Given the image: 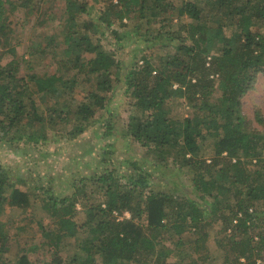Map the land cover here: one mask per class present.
I'll return each instance as SVG.
<instances>
[{"label": "trees", "instance_id": "trees-1", "mask_svg": "<svg viewBox=\"0 0 264 264\" xmlns=\"http://www.w3.org/2000/svg\"><path fill=\"white\" fill-rule=\"evenodd\" d=\"M17 1L0 0V145L18 154L50 142L48 129L58 132L60 125L71 126L62 130V140L78 144L95 123H102V138L109 139L116 133L108 101L123 90L131 112L125 132L158 162L114 164L107 160L114 154L107 144L99 150L103 173L76 178L71 196L40 186L47 195L40 199L42 208L55 225L38 222L40 245L28 251L16 244L13 258L1 218L8 208L29 209L32 192L21 187L27 185L24 178L0 164V264H173L170 254L189 245L198 255L189 264H206L216 225L222 236L230 231L221 239L225 244L219 241L226 264H264V133L248 130L242 116V99L264 75V0H64L68 21L58 69L27 76H20L16 60L2 64L13 37L9 15L33 3ZM92 1L102 7L96 18ZM124 20L136 24V43L144 44L135 65L117 56L128 51L129 34L114 28L127 27ZM96 35H110L115 51L95 41ZM86 83L94 88H84L83 99H76ZM174 99L185 100L192 116L175 117ZM255 118L264 126L260 111ZM204 130L216 133L210 163L200 155ZM81 144V155L92 157L90 141ZM172 168L175 173H169ZM181 173L189 184L174 180ZM84 229L89 235L77 253L61 258L64 240L77 239ZM183 234L191 239L185 242ZM168 241L175 248L156 254L157 245ZM42 248L43 259L31 261L28 253Z\"/></svg>", "mask_w": 264, "mask_h": 264}, {"label": "rangeland", "instance_id": "rangeland-1", "mask_svg": "<svg viewBox=\"0 0 264 264\" xmlns=\"http://www.w3.org/2000/svg\"><path fill=\"white\" fill-rule=\"evenodd\" d=\"M13 1L16 2L15 4H21L20 1ZM173 1L178 3L181 0ZM32 2L29 8L19 7L18 9H14L13 13L9 15V21L12 22L11 28L13 37L9 41V46L4 49L6 53L2 58V64L5 65L12 60L18 61L20 63V76H27L35 73H47L51 75L57 71V62L61 58L59 42L62 39L64 27L68 21V16L65 14V1L33 0ZM39 2L41 3V10L37 11V4H39ZM86 2H88V0ZM89 4L92 15L96 18L102 7L95 4L93 1ZM200 6L203 7L204 4L201 3ZM204 10L208 13V9ZM91 16H84L83 20H91ZM124 21L126 24L127 21ZM127 25V27L121 28L118 24H114V28H120L119 31H121L122 36L124 34H129V38L125 39L128 45V51L122 54L119 53L117 56L119 58L122 57L126 64H129V61H131L133 65H135L144 54V52L137 50L144 44L136 43L137 39H139V37H134L133 35L136 32V24L127 23ZM92 31L94 34L99 32L97 28ZM229 33L230 32L227 31V34ZM98 38H100V41L105 45L108 51H115L113 46L114 41L110 35H96L94 40L96 41ZM56 46L59 48H54ZM152 53L156 54L157 51H153ZM138 64L141 65V63ZM207 66H209V64H207ZM217 77L218 75H212L210 78L216 81ZM84 88L91 89L94 87L89 83L81 85L75 92L76 99H83V93L85 92ZM174 88H178V86L175 85ZM184 101L183 99H174L172 101L173 115L181 120H185L193 114V110ZM108 102L109 109L115 116L113 124L115 123L114 131L116 133L115 136L109 139L102 138L101 134L104 132V129L101 128L102 123H95L87 133L80 137L78 144H76L77 141L67 142L62 140V138H64L62 130L69 131L71 126L60 125L56 128L61 129V131L54 132L52 129H48V136L51 139L50 142L45 144L40 143L37 146H27V149H23L18 154H15L6 146L0 145V164L12 168L24 178L27 185L21 187L23 190L32 192V205L29 209L21 210L17 208H8L1 218L5 231L12 240L11 244L13 247L10 249L8 257L13 258L16 256V244L26 247L28 251L40 245L42 237L38 229V222H42L46 227L55 225L54 220L50 218L49 214L42 208V201L40 199L46 198L47 195L41 191L40 186L49 188L51 185L56 194L62 195V197L71 196L74 191L73 183L76 178L90 177L103 173L104 166L100 168L97 166L103 159V154L99 153V150L104 151L107 148V144L112 145L111 148L114 152V154L107 157V160L114 162V164L115 161L119 163L124 160H141L148 165H152L157 161L156 155H153L148 148L137 143L125 132L131 112L128 106V97L124 94L123 90H120L116 97L111 96ZM44 105H51V101H47ZM257 111H260L264 118V75L258 76L254 89L249 91L242 99V116L246 122L248 121L250 123L247 129L251 132L264 133V126L259 124L255 118ZM101 113L103 115L105 114L104 112ZM99 116L100 113L97 114V117ZM204 134L206 138L201 142L200 155L210 163V160L215 156L214 143L216 133L204 130ZM84 141H90L94 146L95 153L92 157H83L81 155L82 149L84 148V145L81 143ZM107 168H113V164L108 165ZM162 171H164V168ZM169 173H175V169L172 168ZM174 180L189 184L190 178L188 175L181 173L180 176L174 177ZM77 207L78 210H80L77 221L82 223L84 213L81 211L79 204ZM126 217H129V215L126 214ZM220 230L221 225H216L211 231V237L208 242L210 252L206 264H226L224 262V246H221V244L225 243L222 242L221 239L230 233V231L222 236ZM88 235L87 230L84 229L79 232L77 239L64 240L60 255L61 258L64 260L71 259L80 249V243H82L83 239H86ZM181 237L185 239V242L191 239V235L183 234ZM181 237L174 236V239L177 240ZM236 238H240V236H236ZM219 241H221V244H219ZM165 248L174 249L175 245L172 241H168L161 245L158 244L156 254ZM44 252H46L45 248L40 249L37 255L28 253L29 259L33 262L36 261L38 257L43 259ZM170 255L171 259L169 262L173 264L180 263V260H184V262L189 264L196 261L198 257L193 251V246L190 245L180 247V249L174 251V253ZM47 259H50V257ZM241 261L243 262V260Z\"/></svg>", "mask_w": 264, "mask_h": 264}]
</instances>
